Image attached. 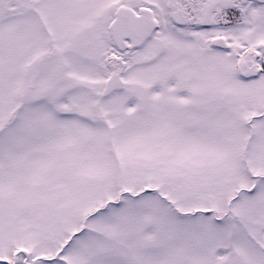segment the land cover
<instances>
[{
	"label": "snow or ice",
	"instance_id": "6c2138e0",
	"mask_svg": "<svg viewBox=\"0 0 264 264\" xmlns=\"http://www.w3.org/2000/svg\"><path fill=\"white\" fill-rule=\"evenodd\" d=\"M0 264H264V0H0Z\"/></svg>",
	"mask_w": 264,
	"mask_h": 264
}]
</instances>
